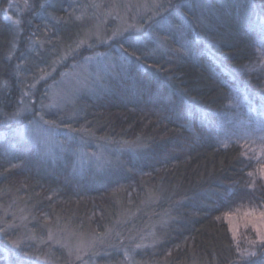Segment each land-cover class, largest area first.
I'll use <instances>...</instances> for the list:
<instances>
[{"label": "trees", "instance_id": "trees-1", "mask_svg": "<svg viewBox=\"0 0 264 264\" xmlns=\"http://www.w3.org/2000/svg\"><path fill=\"white\" fill-rule=\"evenodd\" d=\"M13 1L0 0V264H79L63 230L102 240L98 248L115 243L96 255L99 264H123L128 249L137 264L255 262L260 252L240 258L217 219L246 160L216 137L230 87L254 115L264 114L256 52L264 0H156L138 28L94 46L78 45L91 24L76 16L105 0H15L24 9H11ZM93 50L113 57L101 88L44 110L49 85ZM31 86L32 113L21 124L42 110L111 158L78 173L70 150L50 157L26 140L12 142L20 123L1 120ZM142 230L150 236L139 238Z\"/></svg>", "mask_w": 264, "mask_h": 264}, {"label": "rangeland", "instance_id": "rangeland-1", "mask_svg": "<svg viewBox=\"0 0 264 264\" xmlns=\"http://www.w3.org/2000/svg\"><path fill=\"white\" fill-rule=\"evenodd\" d=\"M10 8L15 9L19 5L13 1ZM52 2V0H47ZM159 4L156 0H105L93 1L81 9L76 18H88L91 27L78 45L109 44L113 39L128 30H135L140 25L137 21L143 18V14L149 10L154 11ZM13 25L18 23L19 16L11 11L9 14ZM151 13H149V19ZM262 75L264 77V40L260 41L256 49ZM68 55H62L63 61ZM113 57L108 53L93 50L92 54L82 63L63 71L59 78L51 83L47 91V101L43 105L44 110L62 108L72 101L81 90L94 94L101 88V78L110 72ZM53 71V67L43 74L47 77ZM264 88V83H263ZM33 86L27 87L18 100L17 109L8 117L2 119L6 124L17 123V128H12L9 135L12 142L18 140L28 141L36 151L50 157L58 150H70L73 153V169L81 172L89 165H102L111 158V151L105 149H91L89 140L72 132L62 124H51L42 116V110L36 113V120L22 122V119L32 113ZM229 115L225 123H222L216 142L220 147L229 145L238 146L241 155L246 160L244 175L241 182L233 190L217 219L223 221L237 248L238 255L243 258L246 254L258 253L260 257L250 264H264V114L254 115L252 108L245 102L234 88H229L228 95ZM87 144V145H86ZM133 146L125 148L133 149ZM136 148V147H135ZM63 237L68 243L69 250L75 256H81L79 264H99V253L108 254L117 245L110 243L99 247L100 239H85L83 235H76L71 231L63 230ZM61 232H58L60 236ZM139 238H148L151 230L140 231ZM57 237V236H55ZM62 237V238H63ZM97 248V249H96ZM263 249V250H262ZM123 264H137L132 258L130 249L124 251ZM107 264V263H103ZM245 264V263H234Z\"/></svg>", "mask_w": 264, "mask_h": 264}]
</instances>
